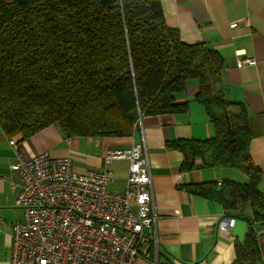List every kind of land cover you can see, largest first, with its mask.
Wrapping results in <instances>:
<instances>
[{"label": "trees", "instance_id": "trees-1", "mask_svg": "<svg viewBox=\"0 0 264 264\" xmlns=\"http://www.w3.org/2000/svg\"><path fill=\"white\" fill-rule=\"evenodd\" d=\"M225 61L209 45L187 44L170 27L161 0H0V126L27 140L52 125L66 138H129L140 115L186 113L179 103L196 80L195 101L210 118L213 137L177 140L181 171L226 168L247 184L189 185L191 194L220 203L227 216L247 220L234 264H259L264 224L261 170L252 161L243 106L215 95ZM238 107L240 114L229 109ZM251 211L250 216L246 211Z\"/></svg>", "mask_w": 264, "mask_h": 264}, {"label": "crops", "instance_id": "crops-1", "mask_svg": "<svg viewBox=\"0 0 264 264\" xmlns=\"http://www.w3.org/2000/svg\"><path fill=\"white\" fill-rule=\"evenodd\" d=\"M161 5L167 23L179 30L185 43H205L224 59L223 77L213 83V92L246 111L251 132L249 154L262 172L259 189L264 195V0H161ZM234 23L238 26L232 28ZM237 51L255 59L256 65L238 68ZM192 82L177 98L179 103L189 104L188 112L144 116L142 126L129 138H66L58 125H52L21 140L8 137L0 126V264H12L9 225L24 219L23 211L14 206L19 186L13 185L19 184V178L11 167L19 158L30 159L43 152L53 158L69 157L77 173L109 171V189L123 192L129 162L106 165L104 157L111 149L143 141L151 164L162 264H234L244 246L249 223L236 218L231 232L220 231L218 225L227 216L223 206L191 194L188 186L224 181L247 184L249 179L239 170L226 168L183 172V154L166 145L171 141H206L213 137L211 120L195 101L199 86ZM229 110L234 114L241 112L236 106ZM10 140L16 141L18 151ZM250 214L248 208L246 215ZM254 228L258 234L259 264H264V224L254 223Z\"/></svg>", "mask_w": 264, "mask_h": 264}, {"label": "built area", "instance_id": "built-area-1", "mask_svg": "<svg viewBox=\"0 0 264 264\" xmlns=\"http://www.w3.org/2000/svg\"><path fill=\"white\" fill-rule=\"evenodd\" d=\"M236 57L238 68L256 65L244 51ZM9 143L19 150L15 140ZM121 160L130 165L127 186L114 192L107 170L77 173L69 157L53 158L48 152L19 158L11 167L19 178L13 185L19 186L14 206L24 219L9 225L12 264H162L145 141L111 149L104 157L106 165ZM235 224V218L225 216L218 227L231 232Z\"/></svg>", "mask_w": 264, "mask_h": 264}, {"label": "rangeland", "instance_id": "rangeland-1", "mask_svg": "<svg viewBox=\"0 0 264 264\" xmlns=\"http://www.w3.org/2000/svg\"><path fill=\"white\" fill-rule=\"evenodd\" d=\"M191 84H197V81L196 80H194Z\"/></svg>", "mask_w": 264, "mask_h": 264}]
</instances>
